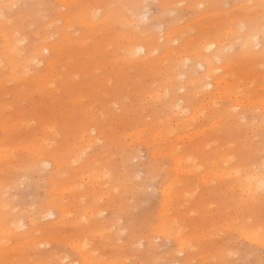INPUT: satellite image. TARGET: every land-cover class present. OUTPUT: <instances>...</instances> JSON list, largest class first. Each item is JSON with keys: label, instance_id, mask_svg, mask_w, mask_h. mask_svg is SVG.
<instances>
[{"label": "rangeland", "instance_id": "rangeland-1", "mask_svg": "<svg viewBox=\"0 0 264 264\" xmlns=\"http://www.w3.org/2000/svg\"><path fill=\"white\" fill-rule=\"evenodd\" d=\"M260 10L0 0V264H264V59L237 62L231 40ZM214 37L232 63L207 94L188 67ZM239 89L248 105L228 110Z\"/></svg>", "mask_w": 264, "mask_h": 264}, {"label": "bare ground", "instance_id": "bare-ground-1", "mask_svg": "<svg viewBox=\"0 0 264 264\" xmlns=\"http://www.w3.org/2000/svg\"><path fill=\"white\" fill-rule=\"evenodd\" d=\"M2 13L0 12V17ZM234 29L236 30L235 33L231 36V40H235L234 42L237 43V46L239 47L240 50V60L237 62H241V59L245 60H250L249 64H252L253 59H264V10L256 11L252 15H246L245 17L237 18L234 20ZM17 43L21 41V38H17ZM229 41L228 44H231L232 41ZM222 41V38L214 37L213 40L210 42L208 39H204L202 41V45L205 50H207V53H200L196 55V61L193 62V64L189 65V83L190 80L191 82H194V85L192 84V87L197 91L201 90L204 93L207 94H215L218 93L219 88L223 82L221 79L222 74L217 73V69H222L224 73L227 71V69L230 67V64L232 63L231 58H222L224 56L223 51H224V41ZM16 43V44H17ZM213 43L216 44L213 46ZM146 45L141 44L138 46H134L135 48L133 49V52H139L144 48ZM214 47V48H213ZM229 47V45H228ZM18 49V47L16 46ZM6 57L10 60L11 65L14 67L16 62L12 58V48H6ZM36 59L38 61H43V56L42 54L37 56ZM220 59V61H219ZM196 65L203 66L204 70L196 75L197 68ZM178 73V72H177ZM179 75V74H178ZM207 87H210L208 89ZM240 85H237L236 88H239ZM175 98V95L172 99ZM180 98V97H179ZM179 106L181 110L183 111V107L181 104L178 102V98H175L172 102V107H177ZM248 105V96L245 95L242 89L239 90H234L233 92V97L229 99L228 103L225 105V108L228 110H231L233 107L235 108L236 106L239 107H246ZM238 107V108H239ZM259 108L261 109V118L264 122V105H260ZM178 109L177 114L181 115L182 111ZM201 109H197V112H200ZM193 113H195V109L193 110ZM94 137V136H93ZM96 139H98V136H95ZM95 138H92L93 141H95ZM52 157V156H51ZM51 162L53 164L57 165V162L54 158H50ZM252 181V187L254 188H264V184L261 183V181H255V180H250ZM55 207V204L52 205ZM58 213L54 211V209H47L48 214L54 215V219L52 220L53 222H59V220L62 217V212L63 209H60V207H57ZM59 215V216H58ZM59 217V218H58ZM7 228L12 231V233L16 234L20 225H25L22 221V219L19 218H12L8 222ZM22 227V226H21ZM34 229L29 228V230L25 232H30ZM76 240H71L70 244H76ZM177 242L182 245L186 243V240H181V238L177 239ZM82 259L85 258V254L83 252L78 253ZM63 257H61L62 259Z\"/></svg>", "mask_w": 264, "mask_h": 264}]
</instances>
